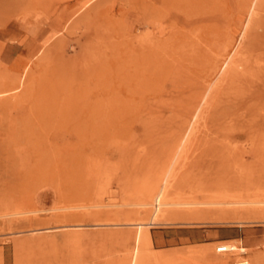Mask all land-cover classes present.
I'll return each mask as SVG.
<instances>
[{
	"label": "rangeland",
	"instance_id": "obj_1",
	"mask_svg": "<svg viewBox=\"0 0 264 264\" xmlns=\"http://www.w3.org/2000/svg\"><path fill=\"white\" fill-rule=\"evenodd\" d=\"M224 201L262 203L182 205ZM243 258L264 264V0H0V264Z\"/></svg>",
	"mask_w": 264,
	"mask_h": 264
},
{
	"label": "bare ground",
	"instance_id": "obj_2",
	"mask_svg": "<svg viewBox=\"0 0 264 264\" xmlns=\"http://www.w3.org/2000/svg\"><path fill=\"white\" fill-rule=\"evenodd\" d=\"M257 27V26H256ZM254 30V29H253ZM233 64V63H232ZM235 72V71H234ZM241 73V72H240ZM163 186V185H162ZM163 191H164V188L163 187H161L159 190H158V192H157V194H156V196H155V205L154 206H156L155 207V209H154V212L155 211H158V209H157V206H159V205H162L160 202H159V200H160V198L163 196ZM162 199V198H161ZM256 199V198H255ZM179 203V202H178ZM259 203H262V202H252V201H230V202H228V201H224V202H199V203H182V205H189V204H192V205H200V206H205V205H218V204H230V205H242V204H259ZM181 204V203H180ZM179 204V205H180ZM171 205H178L177 203H171ZM154 212H153V214H152V216H151V219L153 220L154 219V217H155V215H154ZM232 245V244H231ZM234 248H233V250L232 251H230V252H233V251H236L237 249H239V246H235V245H232ZM216 248V247H215ZM241 252H247L245 249H243V250H241L240 252H238V253H236V254H239V253H241ZM227 253H229V252H227ZM235 260V259H234ZM260 259H256V261H257V264H260V262H258ZM220 261V260H219ZM221 261H223V260H221ZM238 261H240V260H236V261H234L232 264H236ZM225 262V261H224ZM220 263V262H219Z\"/></svg>",
	"mask_w": 264,
	"mask_h": 264
},
{
	"label": "built area",
	"instance_id": "obj_3",
	"mask_svg": "<svg viewBox=\"0 0 264 264\" xmlns=\"http://www.w3.org/2000/svg\"><path fill=\"white\" fill-rule=\"evenodd\" d=\"M233 246L229 243H220L216 246L215 251L217 253H227L233 250ZM236 264H250L247 259H241Z\"/></svg>",
	"mask_w": 264,
	"mask_h": 264
},
{
	"label": "crops",
	"instance_id": "obj_4",
	"mask_svg": "<svg viewBox=\"0 0 264 264\" xmlns=\"http://www.w3.org/2000/svg\"><path fill=\"white\" fill-rule=\"evenodd\" d=\"M29 32L35 33V27H29ZM226 242V240H223V243Z\"/></svg>",
	"mask_w": 264,
	"mask_h": 264
}]
</instances>
